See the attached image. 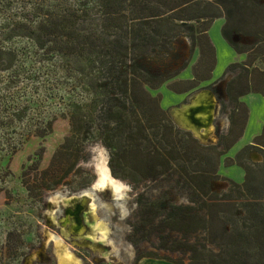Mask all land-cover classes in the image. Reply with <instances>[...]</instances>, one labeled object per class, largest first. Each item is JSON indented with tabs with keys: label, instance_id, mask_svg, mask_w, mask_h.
Segmentation results:
<instances>
[{
	"label": "rangeland",
	"instance_id": "374dc122",
	"mask_svg": "<svg viewBox=\"0 0 264 264\" xmlns=\"http://www.w3.org/2000/svg\"><path fill=\"white\" fill-rule=\"evenodd\" d=\"M42 1L46 0H0V47L25 43L19 22L28 23L35 3ZM224 6L226 17L219 20L222 29L227 21L228 39L246 52L238 53L225 39L235 51L219 49L218 69L224 68L215 80H202L180 100H172L175 91L170 87L187 88L184 78L192 79L194 69L200 77L210 75L213 53L206 44L201 53L187 30V25L196 27L194 21L182 26L171 40L149 47L140 61L168 78L151 93H161L159 104L175 130H191L199 144L216 145L219 150L238 136L245 122V103L230 99L228 85L236 96L247 76L252 79L250 86L264 92V0H224ZM29 51V57L17 61L19 77L12 69L0 71V108L12 98L17 104L14 116L0 114V264H62L65 252L81 264H136L142 254L182 264H191L201 254L204 264L210 257L218 259L214 254L222 249V240L227 241L219 234H227L232 220L221 210L210 217L211 207L202 204L200 192L191 189L176 166L161 173L139 164L143 176L132 177L120 168L129 162L112 165L111 151L97 133L87 134L71 155L54 157L70 133V111L82 108L86 97L105 104L108 97L100 94V74L90 82L89 75L98 73L97 62L93 68L75 56L44 60L41 50L31 46ZM4 59L3 63L9 60L8 56ZM201 91L210 97L201 101ZM122 100L121 95H111L110 106H120ZM52 118L51 128L43 131ZM259 142L245 150L242 147L232 157L233 162H246L256 181L264 179V135ZM227 153L221 155L219 177L210 181L209 189L238 197L235 204L240 205L237 210L242 216L247 190L234 187L231 178L219 171ZM52 163L53 169L44 173ZM234 206L226 208L232 211ZM169 210L193 216L190 220L197 231L177 230L172 221H163ZM97 222L107 226V235L94 227Z\"/></svg>",
	"mask_w": 264,
	"mask_h": 264
},
{
	"label": "trees",
	"instance_id": "16d2710c",
	"mask_svg": "<svg viewBox=\"0 0 264 264\" xmlns=\"http://www.w3.org/2000/svg\"><path fill=\"white\" fill-rule=\"evenodd\" d=\"M33 11V18L28 23L19 22L23 29L20 36L26 40L25 43L0 47V71L12 69V73L19 77L21 66L17 61L23 62L26 56L29 57L31 46L43 52V56H46L43 57L44 60L75 56L77 61L86 60L91 67L92 63H98V73L94 77L89 75L90 82L100 74V94L108 97L106 104L101 99L89 100L86 97L82 108L70 111V133L56 150L54 157L71 155L70 152L72 149L76 150L79 142H85L87 134L93 136L97 133L111 151L112 165L120 166L121 162H129L123 163L120 168L132 177L137 178L139 175L140 179L143 176L140 175L144 172L141 165H145L147 170L158 169L161 173L176 166L191 189L200 192L202 204L211 207L210 217L221 210L232 220L227 234H219L227 241L222 240V249L214 254L218 259L210 257L207 264H264V179L261 177V182L253 179L246 162H233L229 156L225 158V165L238 164L245 170L241 183L231 179L234 187L247 190L243 196L248 201H244L246 207L242 216V211L237 210L240 205L235 204L238 197H232L230 193L217 195L209 189L210 181L219 177L221 155L239 138L243 127L238 136L222 150L216 145L199 144L189 130L176 131L172 119L159 104L161 93H151V89L159 88L168 78L140 63L149 47L171 40L176 32L182 30V26L194 21L197 23L196 27L193 24L187 25V30L195 38L201 53L205 44L213 53L210 75L200 77L194 69V77L184 79V82L189 83L187 88H170L175 92H185L196 87L200 81L212 78L216 51L208 30L215 19L226 17L224 0H46L36 2ZM222 35L230 42L227 37V21L223 25ZM230 44L238 53L246 52V49H240L231 42ZM4 56L9 58L5 63ZM251 82L252 79L246 76L242 82L243 90L236 96L231 94V86L228 85L230 99L238 104L239 97L250 91L264 95L260 89L250 86ZM111 95L123 96V104L110 106ZM4 104L0 108V114L14 116L17 105L14 98ZM244 106L246 122L248 109L245 104ZM54 118L47 122L43 131L51 128ZM263 135L264 131L254 138L255 144L246 145L242 150L259 145V139ZM51 167L53 163L44 173L50 172L53 169ZM49 185L50 183H46L47 187ZM26 187L31 190L28 183ZM226 205H233L234 208L228 211L230 208H226ZM192 217L190 214L187 216L169 210L163 221L170 220V224L172 221L171 226H177V230L196 232L198 226L190 220ZM219 232H223L222 227ZM143 257L161 258L154 254H142L137 257V262ZM163 259L182 264L168 258ZM194 260L196 263H193ZM204 260V255H197L191 264H204Z\"/></svg>",
	"mask_w": 264,
	"mask_h": 264
},
{
	"label": "crops",
	"instance_id": "0c3cea01",
	"mask_svg": "<svg viewBox=\"0 0 264 264\" xmlns=\"http://www.w3.org/2000/svg\"><path fill=\"white\" fill-rule=\"evenodd\" d=\"M221 18H217L212 23L211 27L208 30L212 41L216 47V64L212 71V80H215L223 71L218 69V60L220 57V50L229 49L231 52L235 50L230 48L225 38L222 35V22L219 21ZM220 22V23H219ZM234 51H233V50ZM243 55V54H242ZM191 79V78H184ZM184 92H175L172 97L173 102L180 100ZM210 97V94L207 91L199 92V98L201 101ZM241 102H244L248 108V117L243 126V130L239 138L234 142V144L229 148L227 155L229 157H234V155L239 152V150L247 144L253 142L256 136H259L264 131V95L259 92L250 91L246 94H243L239 97ZM200 101V102H201ZM200 106V105H198ZM185 117L181 118L183 120ZM191 131V130H189ZM259 161V160H258ZM220 174L223 176L230 177L236 182H242L245 177V170L238 164L232 165H221L219 168ZM230 171V172H228ZM136 264H175L173 262L167 261L162 258L155 257H143Z\"/></svg>",
	"mask_w": 264,
	"mask_h": 264
},
{
	"label": "bare ground",
	"instance_id": "6f19581e",
	"mask_svg": "<svg viewBox=\"0 0 264 264\" xmlns=\"http://www.w3.org/2000/svg\"><path fill=\"white\" fill-rule=\"evenodd\" d=\"M180 112L181 111H179L178 113H180ZM94 227H96L97 230L103 231L104 232V235H107L108 228H107V226L105 227V225H104L103 222H97V224H95ZM81 229H80V231H81ZM62 255L65 258V260L63 262H61L62 264H81L77 259L73 258L70 253H66L65 252Z\"/></svg>",
	"mask_w": 264,
	"mask_h": 264
}]
</instances>
